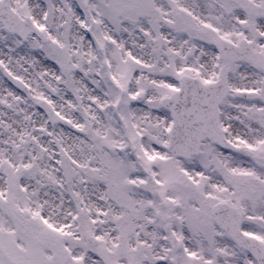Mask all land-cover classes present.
Segmentation results:
<instances>
[{
	"label": "snow or ice",
	"instance_id": "snow-or-ice-1",
	"mask_svg": "<svg viewBox=\"0 0 264 264\" xmlns=\"http://www.w3.org/2000/svg\"><path fill=\"white\" fill-rule=\"evenodd\" d=\"M0 264H264V0H0Z\"/></svg>",
	"mask_w": 264,
	"mask_h": 264
}]
</instances>
